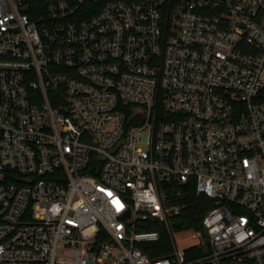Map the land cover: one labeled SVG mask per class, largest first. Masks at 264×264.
Wrapping results in <instances>:
<instances>
[{
    "label": "built area",
    "instance_id": "2783aa9c",
    "mask_svg": "<svg viewBox=\"0 0 264 264\" xmlns=\"http://www.w3.org/2000/svg\"><path fill=\"white\" fill-rule=\"evenodd\" d=\"M0 264H264V0H0Z\"/></svg>",
    "mask_w": 264,
    "mask_h": 264
},
{
    "label": "trees",
    "instance_id": "16d2710c",
    "mask_svg": "<svg viewBox=\"0 0 264 264\" xmlns=\"http://www.w3.org/2000/svg\"><path fill=\"white\" fill-rule=\"evenodd\" d=\"M165 200L168 204L183 207L182 214L177 217L184 229L198 228L199 221L203 218L206 211L211 206V201L205 196H197L192 185L180 187L177 183L172 185V189L165 193ZM157 230L161 235V244L165 245L164 231L161 227L147 226L142 227L138 231H154ZM164 248V247H163ZM148 251V249H146ZM169 248L159 250L158 253L152 254L154 257H163L167 255Z\"/></svg>",
    "mask_w": 264,
    "mask_h": 264
},
{
    "label": "rangeland",
    "instance_id": "374dc122",
    "mask_svg": "<svg viewBox=\"0 0 264 264\" xmlns=\"http://www.w3.org/2000/svg\"><path fill=\"white\" fill-rule=\"evenodd\" d=\"M188 244H190V239L187 238V237H185V238H183V239H180V240L178 241V246H179L180 248H184V247H186Z\"/></svg>",
    "mask_w": 264,
    "mask_h": 264
}]
</instances>
